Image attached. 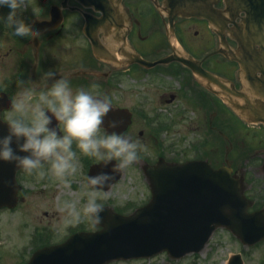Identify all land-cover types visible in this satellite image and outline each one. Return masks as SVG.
Here are the masks:
<instances>
[{"label":"flooded vegetation","instance_id":"obj_1","mask_svg":"<svg viewBox=\"0 0 264 264\" xmlns=\"http://www.w3.org/2000/svg\"><path fill=\"white\" fill-rule=\"evenodd\" d=\"M211 7L226 21L223 0H215ZM178 9V4L166 0H27V8L18 15L40 36L17 37L12 27L0 19V96L5 94L10 101L9 107L0 110L1 122L5 124L11 102L24 89L46 91V83L51 86L54 79L62 77L73 91L91 90V85H98V92L110 100L112 109L129 111L131 121L124 135L147 148L138 159L144 182V165H153L159 159L181 162L175 135L178 119L183 117L192 123L193 134L186 140L187 151L193 155L189 159L207 161L213 168L224 165L227 150L234 148L231 138L235 132L245 130L257 139L256 154L262 152L263 161L258 171L264 175L262 124H250L236 114L179 61L146 65L171 58L174 52L183 53L199 61L205 71L242 89L246 76L239 64L220 54L210 56L219 47L210 23L194 15H182ZM9 11L7 6L0 7V17H6ZM226 38L230 46L236 47L229 36ZM48 71L57 75L45 82L44 73ZM20 80L25 83L20 85ZM50 127H57L63 134V126L54 119ZM105 132L101 128V134ZM212 132L225 143L223 162H219V154L212 147L211 141L216 138ZM198 136L202 137L200 145L195 142ZM74 150L78 151L75 145ZM212 156L216 158L210 159ZM239 173L235 174L242 175ZM23 176L34 178V174L19 169L16 180L21 187L26 183ZM245 188L251 191L250 195L245 192L249 198L260 191ZM19 199L24 201V197ZM256 203L253 207L258 208L252 210L264 206Z\"/></svg>","mask_w":264,"mask_h":264},{"label":"water","instance_id":"obj_2","mask_svg":"<svg viewBox=\"0 0 264 264\" xmlns=\"http://www.w3.org/2000/svg\"><path fill=\"white\" fill-rule=\"evenodd\" d=\"M224 1L230 19H234L239 11L253 15L251 25L254 32L249 31V24L247 28L237 26L233 30L232 36L239 45L236 51L225 44L219 17L209 5L212 1L175 0L184 4L178 9L182 15L192 14L210 22L225 49H220V53L237 61L245 72L251 73L255 70L251 71V68L255 67L264 77V0ZM170 59L189 67L202 86L220 96L237 114L258 116L255 120L264 123L263 77L238 93L183 53ZM104 119L103 126L109 129V133L121 132L127 123L123 110L110 111ZM112 121L119 122L118 127L111 128ZM115 164L110 161L106 166L101 163L93 165L88 176L100 172L113 175V180L105 187L108 190L120 177L121 170H114ZM200 170L211 174L205 179L199 178L197 172ZM145 171L152 194L146 206L128 217L103 207L102 220L96 223L101 230L75 233L60 245L37 250L27 264H107L114 260L149 258L163 251L178 259L188 253L200 252L217 227L229 229L247 245L264 239V210L246 213L249 202L242 195L241 181L232 178L229 169L213 171L200 168L193 162L168 165L159 161L157 166L146 167ZM9 180V183L0 182V208H12L17 203L13 174ZM229 264H241L239 255L232 256Z\"/></svg>","mask_w":264,"mask_h":264},{"label":"clouds","instance_id":"obj_3","mask_svg":"<svg viewBox=\"0 0 264 264\" xmlns=\"http://www.w3.org/2000/svg\"><path fill=\"white\" fill-rule=\"evenodd\" d=\"M7 6L10 11L6 17H0L12 27L13 35L24 38L41 35L30 23H26L18 12L27 8V0H0V7ZM57 74L44 73L45 82L53 80ZM25 81L20 80L23 85ZM47 90L39 91L35 87L24 89L12 102L6 122L7 134L0 135V161L14 163L28 175L35 173L43 180L48 172L70 188L69 177L79 170V152L94 157L103 166L110 161H118L114 170L124 169L139 159L141 152H147L146 146L139 141L116 132L101 134L105 117L112 110L111 102L98 92V85L91 90L70 87L65 78L54 79ZM63 126V134L57 127H50L52 120ZM117 121L110 122L111 128L118 127ZM21 140L23 141L21 143ZM16 148H13V144ZM17 153H25L19 155ZM45 165L48 171H45ZM113 175L100 172L86 177L87 199L81 205L78 201H65L61 211L65 213L66 225H78L87 218L93 224L100 223L103 205L100 199H106L104 191Z\"/></svg>","mask_w":264,"mask_h":264},{"label":"rangeland","instance_id":"obj_4","mask_svg":"<svg viewBox=\"0 0 264 264\" xmlns=\"http://www.w3.org/2000/svg\"><path fill=\"white\" fill-rule=\"evenodd\" d=\"M187 115L191 116L189 112ZM228 123L231 124L229 121ZM191 126L192 123L189 120L184 121V117L178 119V133L175 138H178L177 154L181 162L193 156L187 151L186 146V140L193 134ZM235 133L230 141L234 144V148L233 150L227 148L226 158L225 143L223 140L220 142L221 138L216 133L211 135L216 136L215 140L211 141L212 147L219 154V162H223L225 158V166L234 173L241 172L244 193L248 192L246 186L254 191L260 189L259 193L252 198L260 207L264 203V175L258 171L263 162L262 152L256 154L255 148L259 144L253 137V133L250 134L245 130ZM195 142L200 145L202 137L198 136ZM80 154L78 150L79 170L74 176L69 177L70 188H64L61 181L50 172L46 175L45 182L35 177V173L33 182V179L28 180L26 176H23L26 181L24 201L14 211H0V264H23L36 249L42 246L60 244L73 232H90L100 228L87 218L74 226L64 223L65 213L61 211L63 203L78 201L82 205L86 201L88 189L85 179L88 164L97 162L94 157H82ZM214 158L216 156L210 159L214 160ZM142 177L138 161L122 169L120 179L108 191H105L108 194L107 198L98 200V203L108 206L114 213L124 216L130 214L133 208L141 206L149 197L147 184L141 181ZM250 194L249 190L248 195ZM236 253L242 255L244 264H264V241L254 246H244L231 232L218 228L202 251L181 259H172L165 252H161L146 259L121 260L109 264H227L229 258Z\"/></svg>","mask_w":264,"mask_h":264}]
</instances>
